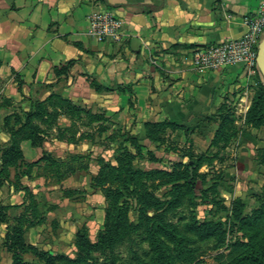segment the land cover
Wrapping results in <instances>:
<instances>
[{
    "label": "rangeland",
    "instance_id": "rangeland-1",
    "mask_svg": "<svg viewBox=\"0 0 264 264\" xmlns=\"http://www.w3.org/2000/svg\"><path fill=\"white\" fill-rule=\"evenodd\" d=\"M259 82L255 76L250 83L252 92L245 93L248 99L226 100L219 118L215 113L201 123L178 128L152 119L147 120L151 122L147 125L145 121L140 131L128 123L110 125L111 116L97 102L91 107L77 104L82 107L78 109L52 97L49 114L36 119L43 144L33 147L37 151L33 153L32 141L26 145L27 139L20 140L23 153H33L31 157L35 158L39 153L44 158L32 167L21 159L11 163L9 176L0 186V201L9 205L7 218L0 224V264L12 262L13 253L6 236L15 224L25 227L28 243L54 255H76L72 233L83 224L89 226L90 236L95 239L110 203L105 190L122 187L127 179L121 166L126 147L134 153V167L145 171L141 178L144 188L165 205L176 201L165 208L163 218L177 223L190 235L189 245L197 247L196 256L168 264H218L221 256L227 260L222 254L229 252V243L249 240L254 232L250 226L242 228L236 217L238 199L244 202L245 215L264 202V120L259 126L247 121ZM224 114L227 120L220 128L222 133L216 136ZM192 156L203 158L194 177L195 189L185 188V196L177 199L173 186L184 180L181 175L186 173L185 164ZM24 157L25 161H35L26 154ZM124 191L130 220L138 222L143 213L139 193L134 184ZM40 219L44 221L29 226ZM217 221L224 222L225 230L216 226L206 228L209 222ZM209 231L213 233L208 234ZM142 232L136 236L137 244L125 241L117 246V255L124 264H137L129 248L131 244L150 261V243ZM95 255L102 263V255L99 252ZM26 257L34 258L30 253Z\"/></svg>",
    "mask_w": 264,
    "mask_h": 264
},
{
    "label": "crops",
    "instance_id": "crops-1",
    "mask_svg": "<svg viewBox=\"0 0 264 264\" xmlns=\"http://www.w3.org/2000/svg\"><path fill=\"white\" fill-rule=\"evenodd\" d=\"M262 2L0 0V142L10 139L5 114L29 109L31 96L45 99L52 93L82 106L97 102L111 116L110 125L128 123L138 131L152 119L189 125L215 113L219 118L226 100L248 99L259 67L198 66L193 52L242 35L247 17ZM95 9H110L123 18L121 39L102 40L91 32ZM71 59L69 72L58 76L55 65ZM93 78L104 84L131 83L133 104L129 90H97ZM33 153L24 151L27 158H40Z\"/></svg>",
    "mask_w": 264,
    "mask_h": 264
},
{
    "label": "trees",
    "instance_id": "trees-1",
    "mask_svg": "<svg viewBox=\"0 0 264 264\" xmlns=\"http://www.w3.org/2000/svg\"><path fill=\"white\" fill-rule=\"evenodd\" d=\"M75 60L71 59L66 62H61L55 65L54 69L58 76L69 72ZM259 88L253 99V102L248 109L247 121L253 125L259 126L264 120V76L258 68ZM91 84L97 89L107 90H129L133 97L134 91L132 84L127 82L125 85L119 83L104 84L98 82L95 78L91 79ZM52 97H58L64 102L73 107L80 108L72 99L65 97L58 93H52L45 99L36 97H29L30 108L15 109L11 113L5 114L4 128L10 133V139L7 143L0 142V186L4 180L9 176L8 169L11 163L16 164L19 159L23 163L32 167L44 158V155L38 160L29 162L25 161L23 149L20 146V140L23 138L30 139L33 145H42L43 138L41 137L39 125L36 119H43L49 114V101ZM132 97L129 102L133 104ZM224 106V105H223ZM223 112V111H221ZM227 115H222L219 129L216 136L222 133L221 126L227 120ZM97 118V117H96ZM159 122V121H156ZM151 122L146 121V125ZM160 124H170L174 128L183 127L184 124L163 120ZM14 125H18L17 128ZM16 133H22L21 137H16ZM124 161L122 169H125L126 180L122 187L114 189H106L105 194L110 198V203L105 209V221L103 227L98 231L96 238L92 239L89 233V226L83 224L78 227L74 244L76 246V255L69 256L61 253L54 255L47 249L39 248L38 246L28 243L25 237V227L22 224H15L10 227L7 232V243L13 253L12 262L9 264H124L117 255V246L125 241H139L136 239L138 233L142 232L146 239L149 240L151 259L147 261L146 255L140 253L139 248L133 244L129 247L132 251L134 259L137 264H168L175 262V259L187 260L195 255L197 249L189 245L192 239L190 235L181 230L177 223L165 220L163 211L175 204V200L170 201L168 205L155 195L147 191L142 183V175L145 171L134 167L133 159L134 153L127 147L121 157ZM203 161L202 157H190L186 162V173L181 175L184 180L175 183V188L178 195L177 199H182L185 195L186 189L193 191L195 189L196 181L194 179L198 167ZM193 174V175H192ZM192 175V177H190ZM134 184L135 189L139 193V200L141 202L142 215L138 222H132L129 217V208L124 199L125 188H130ZM186 188V189H185ZM239 206L235 208L236 217L240 221L242 228L250 226L254 229L253 234L249 240L238 239L229 243L230 250L228 253L222 254L225 258L218 257V264H264V202L248 215L243 214L244 202L238 199ZM9 205L0 201V224L3 223L8 215ZM242 208V209H241ZM153 209V213L149 210ZM242 214V215H240ZM44 219L36 222H31L29 226L35 223H41ZM204 225V223H201ZM224 222H209L206 228L211 229L216 226L217 229L223 230ZM142 229V230H141ZM141 230V231H140ZM225 230V229H224ZM137 233V234H136ZM213 233L209 231L208 234ZM208 234H203L207 236ZM172 241V242H171ZM96 252H99L103 257V262L100 263ZM32 254L33 259H28L26 254Z\"/></svg>",
    "mask_w": 264,
    "mask_h": 264
},
{
    "label": "built area",
    "instance_id": "built-area-1",
    "mask_svg": "<svg viewBox=\"0 0 264 264\" xmlns=\"http://www.w3.org/2000/svg\"><path fill=\"white\" fill-rule=\"evenodd\" d=\"M248 28L238 37L197 47L193 61L198 66L211 68L244 63L258 66V46L264 36V2L247 17ZM123 18L110 9H95L90 14V30L99 39L122 38Z\"/></svg>",
    "mask_w": 264,
    "mask_h": 264
},
{
    "label": "water",
    "instance_id": "water-1",
    "mask_svg": "<svg viewBox=\"0 0 264 264\" xmlns=\"http://www.w3.org/2000/svg\"><path fill=\"white\" fill-rule=\"evenodd\" d=\"M257 64L264 76V36L261 39L258 46V54H257Z\"/></svg>",
    "mask_w": 264,
    "mask_h": 264
}]
</instances>
